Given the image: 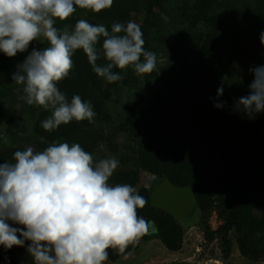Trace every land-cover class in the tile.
Here are the masks:
<instances>
[{
    "label": "clouds",
    "instance_id": "obj_1",
    "mask_svg": "<svg viewBox=\"0 0 264 264\" xmlns=\"http://www.w3.org/2000/svg\"><path fill=\"white\" fill-rule=\"evenodd\" d=\"M112 4L113 0H0V52L9 58L28 52L12 81L22 86L28 105L50 111L41 121L45 131L73 120L94 122L90 101L79 95L69 101L57 87L69 75L76 50H83L92 71L108 84L122 81V72L130 66L138 77L155 70L156 53L143 47L137 23L114 22L111 31L86 19L72 28L55 26L77 8L99 13ZM40 38L48 46L29 52L30 44ZM260 42L264 45V32ZM101 59L104 63H97ZM249 72L253 79L248 93L234 98L231 110L255 119L264 113V65ZM223 92L221 85L216 90L217 109L227 103L219 100ZM119 166L115 157L94 161L79 143L54 141L42 151L31 146L15 151L11 162H0V245L11 249L29 241L26 250L33 264H105L109 249L124 253L135 246L148 231L149 221L137 211L147 200L130 184L109 183Z\"/></svg>",
    "mask_w": 264,
    "mask_h": 264
},
{
    "label": "trees",
    "instance_id": "obj_2",
    "mask_svg": "<svg viewBox=\"0 0 264 264\" xmlns=\"http://www.w3.org/2000/svg\"><path fill=\"white\" fill-rule=\"evenodd\" d=\"M161 0H144L154 4ZM140 0H113L111 11L102 10L94 16L106 18V28L111 31L114 22H128V14L138 7ZM224 0H197L191 7V17L208 25L211 30L201 32L190 44L188 52L174 74L167 73L168 86L160 92L157 101L142 109L144 115L127 117L122 127L137 141V159L141 169L168 175L179 184L194 186L203 213L199 223L208 240L219 238L225 254L232 249L231 230L237 232L238 248L242 255L254 257L264 251V116L248 119L231 110L234 98L247 95L249 78L217 47V29L228 22L229 14L221 7ZM233 22L251 26L255 42L262 47V56L256 65H264V45L260 34L264 32V0H256L248 13H234ZM231 22V21H230ZM231 22V23H233ZM93 24V23H92ZM24 58L17 56L9 76H2L3 87L15 84L12 73ZM73 67L69 75L58 83V88L70 101L73 95L96 104L109 98L111 89L98 80L82 49L72 55ZM97 63H104L98 60ZM10 64L0 61V71ZM231 82L224 87L219 100L225 107H214L216 90L222 80ZM210 97L212 99H210ZM50 115L42 110L35 121L34 130L43 133L41 121ZM84 121V120H83ZM83 121L60 125L52 133L54 138H68L79 129ZM76 130V131H75ZM91 138H96L94 135ZM80 145L81 143L78 142ZM82 147V145H81ZM83 148V147H82ZM42 147L34 151H42ZM17 151V149H14ZM1 161L11 162L10 154L3 153ZM147 192V211L143 215L153 219L167 246L178 249L163 232L157 216L160 210L151 204ZM209 206L217 209L222 223L212 230L205 221ZM256 208L261 213L255 212ZM134 249L128 247L125 251Z\"/></svg>",
    "mask_w": 264,
    "mask_h": 264
},
{
    "label": "rangeland",
    "instance_id": "obj_3",
    "mask_svg": "<svg viewBox=\"0 0 264 264\" xmlns=\"http://www.w3.org/2000/svg\"><path fill=\"white\" fill-rule=\"evenodd\" d=\"M196 2L197 0H161L154 4H147L144 0H140L138 7L129 12L128 20L140 26L145 50L156 53L155 70L151 74L138 77L130 66L122 72L124 79L112 84L98 78L100 83L110 87L112 93L109 98L100 99L96 104H92L96 113L94 122L89 123L84 120L80 123L79 129L68 138H61V140L54 138L52 131L48 132L44 129L43 133H37L34 130L35 121L39 112L45 109L28 105L22 99V86L13 84L3 87L0 84V162H2L1 158H5L2 156L3 153L13 156L14 149L22 151L31 146L34 150L39 147L44 150L54 141L66 142L70 146L80 142L84 150L93 155L94 161L109 157L119 160L120 166L110 177L109 183L130 184L147 200L146 189L148 190L151 182L149 178L151 172L139 167L137 141L131 137L127 129L122 127V123L127 117L145 114L142 109L153 105L159 93L167 89L166 74H174L195 38L201 32L211 30L205 23L191 17V7ZM255 3L256 0H224L221 10L229 14V19L224 25L218 27L216 41L218 49L240 68L241 76L249 78L250 81L253 77L249 69L257 66L256 58L262 56V47L255 42L251 26H245L242 29L241 25L232 20L234 13L246 14L252 10ZM105 10L111 11V7ZM79 19H86L94 25L106 26L107 24L106 18L100 20L94 16V12L77 8L76 12L66 20H57L55 26L63 28L64 25H68L72 28ZM102 41L103 37L97 44L98 48L101 47ZM47 46V41L40 38L30 44L28 51L30 52L32 48L39 49ZM27 54L28 52L18 53L15 57L9 58L0 52V61L10 64L8 69L4 68V71H0V78L10 77L7 72L15 67L11 65L17 56L25 58ZM149 83L151 88H148ZM230 84V81L224 79L216 85L228 87ZM134 86L142 89H133ZM18 87L21 88L19 92L15 91ZM141 90L150 98L148 104H142L135 97L134 93H139ZM113 91L116 93L114 94ZM108 99H111V102ZM121 102L122 109L119 105ZM258 115L263 117L264 113ZM111 134L123 137L119 139L124 142L117 144L118 138L115 141L111 138ZM94 135L96 138H91ZM137 211L138 215L149 221L148 231L135 246L130 245L134 249L124 253L109 249V258L105 264H264V251L252 258L241 254L235 229L230 232L233 240L231 253L226 255L225 246L221 244L220 239H206L199 224L186 230L168 213L156 210L153 213L157 216L161 229L174 244H178V249L170 248L162 240L157 223L143 215V212L147 211L146 205ZM255 212L260 214L261 209L256 208ZM205 221L212 230H215L223 220L217 209L209 206ZM12 226L22 227L15 224ZM29 243L25 241L24 246H13L11 249H4L0 245V264H33L26 250Z\"/></svg>",
    "mask_w": 264,
    "mask_h": 264
},
{
    "label": "water",
    "instance_id": "obj_4",
    "mask_svg": "<svg viewBox=\"0 0 264 264\" xmlns=\"http://www.w3.org/2000/svg\"><path fill=\"white\" fill-rule=\"evenodd\" d=\"M150 175L148 192L152 205L171 213L186 230L200 223L203 210L193 185L179 184L168 175Z\"/></svg>",
    "mask_w": 264,
    "mask_h": 264
},
{
    "label": "crops",
    "instance_id": "obj_5",
    "mask_svg": "<svg viewBox=\"0 0 264 264\" xmlns=\"http://www.w3.org/2000/svg\"><path fill=\"white\" fill-rule=\"evenodd\" d=\"M150 83L148 84V88L150 87ZM151 88V87H150ZM133 89H142V88H139V87H135L134 86V88ZM113 93L115 94L116 92H114L113 91ZM134 95H135V97H137L138 99H139V101L142 103V104H148L149 102H150V98L147 96V94L145 93V92H143L142 90L139 92V93H137L136 92V94L134 93ZM110 102H111V99H108ZM119 103V102H118ZM120 105V107H121V109L123 108V105H122V102L119 104ZM115 116H117V115H115ZM111 138H114L115 139V141H116V139H117V141H116V143L117 144H120L121 142H124L123 140H120L119 138H123V137H121V136H114V135H112L111 134ZM125 138H127V136H125Z\"/></svg>",
    "mask_w": 264,
    "mask_h": 264
},
{
    "label": "bare ground",
    "instance_id": "obj_6",
    "mask_svg": "<svg viewBox=\"0 0 264 264\" xmlns=\"http://www.w3.org/2000/svg\"><path fill=\"white\" fill-rule=\"evenodd\" d=\"M151 177V175H149V178Z\"/></svg>",
    "mask_w": 264,
    "mask_h": 264
}]
</instances>
